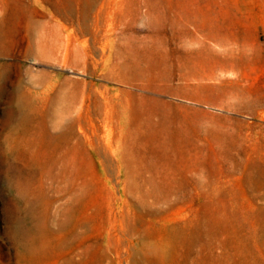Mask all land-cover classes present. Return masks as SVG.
I'll return each mask as SVG.
<instances>
[{
	"label": "rangeland",
	"instance_id": "obj_1",
	"mask_svg": "<svg viewBox=\"0 0 264 264\" xmlns=\"http://www.w3.org/2000/svg\"><path fill=\"white\" fill-rule=\"evenodd\" d=\"M170 3L0 0V264H264V0L224 43Z\"/></svg>",
	"mask_w": 264,
	"mask_h": 264
},
{
	"label": "crops",
	"instance_id": "obj_2",
	"mask_svg": "<svg viewBox=\"0 0 264 264\" xmlns=\"http://www.w3.org/2000/svg\"><path fill=\"white\" fill-rule=\"evenodd\" d=\"M256 0H190L165 5L174 10L176 29L190 32L202 43L230 42L233 36L255 37L261 27ZM168 6V8H167ZM254 40V39H253Z\"/></svg>",
	"mask_w": 264,
	"mask_h": 264
},
{
	"label": "bare ground",
	"instance_id": "obj_3",
	"mask_svg": "<svg viewBox=\"0 0 264 264\" xmlns=\"http://www.w3.org/2000/svg\"><path fill=\"white\" fill-rule=\"evenodd\" d=\"M90 1V0H89ZM96 1H100V0H96ZM91 2H93V0H91ZM88 3V2H86ZM105 3V2H104ZM93 4V3H92ZM52 6V10H53V18L55 19L57 18V20L60 21H64V20H68L71 21V17H69V15L62 14V12H60V10L57 8L55 3H51ZM85 10V9H84ZM89 10V9H88ZM43 16V15H41ZM30 16H28L29 18ZM41 27L40 30H44L43 33H41V35L39 36V39L35 42V46H34V39L32 37V35L36 34L37 32H40L39 28ZM47 27L46 25H44L42 27L41 23H36L33 22L32 19H29V22L27 23L26 26V34H27V38H26V45H25V52L28 54H31L34 51V48L36 47V49H38V51L40 53H42L44 50H49L50 51V55L54 56V57H58V55H62V61L64 62V64H66V60L68 57V53H69V49L68 47L65 45L64 42V38L62 37V30L61 28H59L56 32V30H54V32L52 33L50 30L47 32ZM81 33V31H80ZM8 34V32L2 30L0 28V51L4 50V46L3 44H5V36ZM56 35V36H55ZM58 59V58H57ZM21 89H19V96L21 97ZM18 93V91H17ZM19 103V102H18ZM20 104V103H19Z\"/></svg>",
	"mask_w": 264,
	"mask_h": 264
}]
</instances>
